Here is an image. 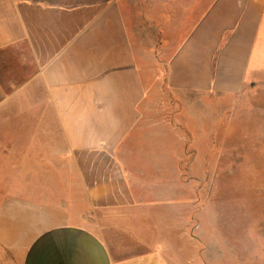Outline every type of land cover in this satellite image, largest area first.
I'll return each instance as SVG.
<instances>
[{
	"label": "crops",
	"instance_id": "crops-1",
	"mask_svg": "<svg viewBox=\"0 0 264 264\" xmlns=\"http://www.w3.org/2000/svg\"><path fill=\"white\" fill-rule=\"evenodd\" d=\"M254 88L264 0H0V264H220L177 235V176L123 154Z\"/></svg>",
	"mask_w": 264,
	"mask_h": 264
},
{
	"label": "rangeland",
	"instance_id": "rangeland-1",
	"mask_svg": "<svg viewBox=\"0 0 264 264\" xmlns=\"http://www.w3.org/2000/svg\"><path fill=\"white\" fill-rule=\"evenodd\" d=\"M178 115L171 117L177 150L161 145L173 143V134L160 141L147 131L139 146L124 151V161L135 173L172 182L177 176L171 189L178 197L177 235L192 239L193 255L208 252L211 259L220 256V264H264V89L241 97H199L193 109L180 108ZM142 222L154 227L160 220L150 216L129 225Z\"/></svg>",
	"mask_w": 264,
	"mask_h": 264
}]
</instances>
